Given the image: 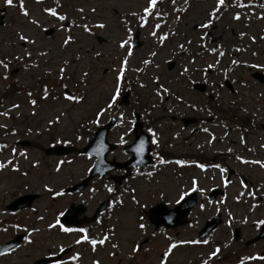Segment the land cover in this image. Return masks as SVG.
Instances as JSON below:
<instances>
[{"label":"rangeland","instance_id":"obj_1","mask_svg":"<svg viewBox=\"0 0 264 264\" xmlns=\"http://www.w3.org/2000/svg\"><path fill=\"white\" fill-rule=\"evenodd\" d=\"M230 1L234 2V5L228 9L222 7L220 12L217 13L220 18L213 22L211 28L201 29L198 25L206 20L207 14L215 6L216 0H189L187 5L184 4V0H176L175 8H178V13L173 10L174 6L171 1H162V3L158 4L159 11L167 13L163 22L150 16L148 23L143 28L139 27L138 17H133L129 14L131 12L141 13L142 9L147 6V0H62V6L58 7L57 10L68 16L69 19L64 22L65 24H68L69 21L74 22V24L87 23L89 26L97 23L106 24L105 29L94 28L93 34L89 35L82 28L77 27H71L69 33L58 30L55 27L56 21L46 16L42 11L44 8L52 7L53 0H41L40 3H37L36 0H23L24 7L30 14L29 18L40 20L44 27H55L56 32L52 36H47L35 26L27 23L28 18L21 14L18 7L19 0H13L14 5H17L13 7H7L4 0H0V59L7 57L11 61L8 79H0V112L8 111L7 116H0V124L5 125V127L0 128V139L8 146L0 150V162L11 159L19 168V171H13L12 165H9L5 169L0 170V220L3 225L8 227L7 232H0V242L6 240L17 231L23 232L26 230L27 237L33 241L28 244L24 240L12 253L1 257L0 264H29L46 254L48 249L53 248L58 241H70L73 239V237L70 239L64 236L56 229L48 228V224L53 223V217L49 216V214H52L57 209H62L68 198L58 197L53 199L51 193L44 190V185L47 184L50 188H60L63 187V185L61 186L62 183L66 186L81 179L85 175L89 161L84 156L77 154L74 157H71L73 155L64 157L68 159L49 157L45 155L43 149L52 144H58L56 143L57 140H67L71 144L81 147L92 137L97 125L90 123V121L95 119V112L100 107H103L108 99L114 83L115 69L125 55V50L118 47L119 41L125 36L122 21H128V27L132 29V38L134 31L140 28L141 40L144 41L141 47L132 48V56L128 58L125 80L121 88L122 94L123 87H126L131 82L138 84L136 92L132 93L134 96H132V99H134L132 107H138V105L146 106L147 104L152 106L161 98V96L158 97L155 94L157 84L153 83V78L158 76L159 83L164 88H167L172 93L174 91L183 93L181 95L184 97L183 103L180 105L181 108L184 109L185 115L195 116L198 111L193 110V108L188 107L184 103L191 101L189 97L193 98V96L192 100L196 99L200 103L203 100H199V95H195L197 91L191 89L193 83L189 84L188 79L185 80L184 78L185 75L181 77L179 73L184 65L187 64L189 76L201 79L202 74L197 70V65L202 66L205 63L204 65L208 66L213 64L215 69H219L217 61H220L219 70L222 73H209L210 81H216V78H218V82L224 81L228 76L227 78L234 83L231 87L240 89L241 94V96L232 94L230 92L231 87L224 85L221 90L220 100L226 101L227 104H224V107L234 108V104L237 103L238 105H235V107H238L237 110H239L241 105L246 106L247 110L242 112V117L246 115L244 112H264V83L252 82L253 78L251 71L247 67L248 65H237L231 67L232 71H228L229 67L226 66V63H229L232 58L230 54H227L229 55L228 57L217 60L219 57L217 55L218 49L213 52L211 50L214 48L211 47L206 54H200L193 58L196 54H191L193 56H190L187 50L180 51L177 47L180 43H184V46L188 45V41H194L193 39L199 38L202 33H209L211 38L218 39L216 41L221 43L220 46L227 48V52L230 48L241 49V51L235 50L238 54L236 61L264 66V39H262L264 37V19L258 18L264 16V8L260 7V5L264 4H255L254 2L257 0H239V2L249 5L246 8L236 6L237 0ZM79 8H83L84 11L82 13L78 12L77 9ZM92 8H95L96 11L92 12ZM3 9L5 12L2 11ZM180 9L187 10L181 11ZM236 13L240 15L239 20L232 18ZM177 16L180 17L179 20L176 19ZM1 20L3 21L2 24ZM156 23H161V28L157 30V36L153 37L149 33L152 31V26ZM18 32L36 38L37 42L35 45L27 46L28 50L32 52L30 60L28 57H23L21 60L13 59L14 56H23L25 50L17 38ZM171 33L175 34L171 35ZM240 33H244V35L241 37ZM98 34L105 37L106 41L103 43L98 42L96 39ZM165 34H168L167 39L160 43L157 37ZM65 35H72L74 43L61 47V41ZM251 37H255V42H253ZM40 51H46L48 55L38 56L37 53ZM96 52H100L101 56L97 57L95 55ZM152 52H155L156 55L152 56ZM77 57H79L78 60L76 59ZM145 59L151 61V63L145 65L143 63ZM193 59L195 63L189 64V61ZM64 60H68L69 64L66 69L65 79L61 80L59 79V68L63 65ZM172 60L175 61V64L169 69L168 62ZM30 62H34L38 67L25 70L24 65ZM259 68L262 69L264 67ZM3 71L0 68V75L3 74ZM84 71H87L89 75L86 82L82 83L81 73ZM223 73H227L226 76ZM41 78L43 79L40 80ZM235 80L240 81L244 85H239L238 81ZM246 80H250L248 84L251 86L247 85ZM40 81H42L41 84ZM65 84L67 88L62 87ZM9 85H12L13 88L9 89ZM140 85H144V87ZM44 87L49 90V98L46 101L41 99L43 95L41 90ZM25 88L32 90L31 97L27 95ZM65 90H68L69 93L86 95V102L80 105H71L62 98ZM17 91L20 92L15 94ZM237 93L238 91L236 90ZM53 96L57 99L53 100ZM164 96L162 95V97ZM32 99L36 101L38 99L35 108L29 103V100ZM174 99V96H170L164 102L170 105ZM13 104H18L19 108H12ZM33 111H35V115L32 114ZM61 111L65 112V115L61 117L60 123L49 126L47 121ZM107 113L100 117L99 123L103 122L107 117ZM209 124L212 125V122ZM122 125H118L111 135L112 140L115 142L121 139L120 133L125 131ZM85 126H89L90 131ZM80 127L84 128V131L79 136ZM29 129H31V132L28 131ZM13 131L15 135L12 134ZM219 132L226 133L227 128H220ZM77 136L81 138L76 139ZM237 138V135L229 132L228 136H226L225 148L234 147L237 151H242ZM23 139L31 140L33 146L21 149V147L16 145V141ZM201 139L202 137L198 141ZM261 141L264 140L250 137L251 143H259ZM13 148L16 149L15 156L12 154ZM21 153L25 155H21ZM117 155L121 159L126 157V154L122 152H118ZM242 155L253 156L252 153H242ZM60 161L65 163L60 164L59 171H56ZM230 164L233 166V163ZM241 169L243 173L247 172L253 175L256 184L259 183V185H256V189L251 185H248V189H243L239 181L238 184L232 185L229 189V197L232 198L235 194H238V200L241 201V203L234 204L237 206V210H231V214L233 217L236 215L235 221L238 224H242V230L245 233V237L247 236L246 239H248L255 231L256 226L253 222L264 218V196L261 195V193H264V172L258 167L252 169L247 164L240 165V171ZM193 180H196L197 186L204 189V191L208 187L219 183L215 175L209 171L203 173L201 170L190 167L185 177L172 179L170 176H164L159 183L152 185V187H155V191L141 194L142 200L154 203L152 201L164 197L161 196V192H163L166 197L165 201L173 202L179 192L183 191L185 187L191 188L190 185ZM176 181L178 185L175 183ZM141 184L140 193H143L146 184L143 182ZM248 190L256 192L255 200L248 195ZM26 192L40 193L41 197L35 201L32 207L11 214L6 209V205ZM241 192H244L243 196L239 195ZM100 195L102 196L103 194ZM201 204L204 205L203 210L198 205L192 213V219L195 223L194 227H192L194 233L202 222L212 217L219 208L217 204L211 207H206V202ZM254 204L257 205L255 208L252 207ZM118 212L119 210L115 214ZM39 217H43V219H39ZM138 218L139 206L130 202V207L121 211L119 218L113 217V220H116L114 223L117 227V236L120 239H124L132 235H143L136 228ZM245 218H247V223L242 222ZM129 220L130 223H127ZM33 228H39L40 231L33 232ZM242 245V254H247L243 258L256 256L259 253L264 256V241H259L252 246H245L246 244L242 242ZM123 246L131 248L132 244L123 243ZM176 251V256H179L185 252V249L180 247ZM192 253L196 259L202 255L203 249L194 248ZM183 261L174 259L171 264H181ZM141 263L142 257L131 264ZM247 264H264V261L251 260Z\"/></svg>","mask_w":264,"mask_h":264},{"label":"snow or ice","instance_id":"obj_2","mask_svg":"<svg viewBox=\"0 0 264 264\" xmlns=\"http://www.w3.org/2000/svg\"><path fill=\"white\" fill-rule=\"evenodd\" d=\"M37 3H40L41 0H36ZM56 7H47L42 9L43 13L48 16L53 18L56 21V25L55 27L60 30L63 31L65 33H69L71 31V27H77V28H82L83 31L85 33H88L89 35L93 34V29H105L106 28V24L104 23H97L94 25L89 26V24L84 23V24H74V22L69 21L68 24H65V21H68V16L66 14H62L61 12H59L57 10V8L60 6L59 5V0H54ZM4 3L7 7H13V6H17L14 5L13 0H4ZM158 3H162V0H147V6L144 7L142 9L141 13H136V12H131L129 15L133 16V17H138V22H139V27L143 28L145 27V25L148 23V19L149 17H153L154 19H158L161 22H163V19L165 16H167V13H161L158 10ZM172 5L174 6L176 4V0H171ZM226 0H216V4L215 6L208 12L207 14V18L204 22L200 23L198 25L199 28L201 29H209L211 28L213 22L215 20H218L220 17L217 15V13L220 12L221 8L225 6ZM184 4L187 5L189 4V0H184ZM236 6L238 7H249V5H246L242 2H239V0H237ZM18 7L20 9L21 14L25 17L28 18L27 19V23L30 25L35 26L37 29H39V31L41 33H47L48 32V28L42 26L40 20L36 19V18H29L30 14L28 12L27 9H25L24 7V3L23 0H19L18 3ZM260 7L264 8V5H260ZM174 11H176L175 7L173 8ZM181 11H186L187 9H180ZM78 12H83V8H79L77 9ZM92 12H95L96 9L92 8L91 9ZM234 20H239L240 19V15L239 13H236L233 17ZM260 19H264V16L258 17ZM81 19H83V17H81ZM177 20L180 19L179 16L176 17ZM123 25H124V29H125V36L123 38H121V40L118 43V47L120 49H124L125 50V55L122 57V59L119 62L118 67L115 69V77H114V83L112 86V89L110 91L109 97L106 100L105 104L103 107H100L96 112H95V119L91 120L90 123L92 124H96L98 125L100 122V117L103 116L106 112L111 111L114 107H118L119 104V100H120V96H121V88H122V84L124 83L125 80V72L127 71V65H128V58L132 56V46H131V40H132V29L130 27H128V21H122ZM161 28V23H156L152 26V31L149 33L151 36L156 37L157 36V30H159ZM175 33H171V35H174ZM241 37L244 35V33H240L239 34ZM168 34L162 35L157 37V39L160 41V43H163L164 40L167 39ZM17 38L20 41L21 45L24 47V52H23V56H14L13 59L15 60H21L23 59V57H28L29 60L31 59L32 56V52L30 50H28L27 46L28 45H35L36 44V38L35 37H30L28 35H25L23 33H17ZM201 40L204 39V36L200 37ZM251 39L253 40V42H255V37H251ZM262 39H264V37H262ZM74 43V38L72 35H65L61 41V47H66L70 44ZM188 43L190 44L191 41H188ZM203 47V45H201ZM177 47L182 50V51H186L184 44H178ZM211 51L215 52V49H212ZM236 51H241V49L237 48ZM38 56H47L48 53L46 51H40L37 53ZM95 55L97 57L101 56L100 52H96ZM152 56H155L156 53L152 52L151 53ZM220 55H223V53H220ZM253 55H255V53H253ZM77 60L79 59V57L76 58ZM143 63L145 65H148L149 63H151V61L145 59L143 61ZM195 60H190L189 64H194ZM218 63V61H217ZM233 64H238L239 62L236 60L232 61ZM11 64V61L7 59V57L0 59V68H2L3 74L0 75V79L3 80H7L8 79V71H9V65ZM69 64L68 60H64L63 61V65L59 68V79L63 80L65 79V73H66V69L67 66ZM171 66V65H170ZM38 67L37 64H35L34 62H30L24 65L25 70H27L28 68H35ZM157 67H159L157 65ZM208 68H213L214 65L213 64H209L207 66ZM250 67L252 68H257V67H264V66H260V65H256V64H252L250 65ZM137 71H139V69H137ZM205 74H206V70ZM189 72V68L188 67H184L182 69V71L179 73V76L183 77L186 73ZM50 74V73H49ZM89 73L87 71H84L81 73L82 76V83L86 82V79L88 77ZM188 80L190 83H194V81L191 80V77H188ZM153 83L157 84V90H156V95L158 97L161 96V93L164 94H169V90L167 88H164L162 85L159 84V77H154L153 78ZM141 87H144V85H140ZM62 87L67 88V85H62ZM42 100H47L49 98V90L47 89V87H44L42 90ZM27 95L29 97L32 96L31 92H28ZM63 100L68 101L71 105H80L84 102H86L87 100V96L86 95H80L78 93H69V92H64L62 95ZM53 100L57 99L55 96L52 97ZM177 100H181L182 98L177 96L176 97ZM29 103L33 106V108L36 107L37 105V101L32 99L29 100ZM155 107V105H154ZM189 107H193L195 108V105H189ZM12 108H19L18 104H13ZM10 111V110H9ZM169 111H172L171 108H169ZM33 115H35V111H33L32 113ZM8 115V111L5 112H0V116H7ZM65 115V112L61 111L58 115L50 118L47 121V124L49 126L53 125V124H59L61 117H63ZM123 113H121V122L123 123ZM132 121H129V129L128 131L130 132L131 129V125H132ZM5 127V125L0 124V128ZM204 132H208L207 128L202 129ZM29 132H31V129L28 130ZM149 133H151V135L153 137H155V133L152 131V129H148ZM13 135H15V132L13 131L12 133ZM81 137L77 136L76 139H80ZM215 137H212V140H214ZM121 142H123V137H121ZM56 143H69V141L67 140H57ZM153 144H157L158 145V140L157 139H153L152 140ZM209 143H211V140H209ZM240 143H245L244 138L241 137L240 138ZM8 147L6 144H0V150L4 149ZM261 148H264V144L260 145ZM137 153H140L144 150V141L141 140L139 146L134 149ZM229 151H231V149H229ZM249 151H251V149H249ZM12 154L13 156L16 155V149L13 148L12 149ZM21 155H25L24 153H21ZM90 158V157H89ZM237 160H239L242 164H247V165H258L260 168L264 169V161L261 160H246L243 159L240 156L236 157ZM65 163L64 161H60L57 165L56 171H59V166L60 164ZM70 163V162H69ZM159 163L164 164L167 163V161L163 160L162 158L159 159ZM176 164H183V161L177 160L175 161ZM9 165H12V170L13 171H19V168L16 164L13 163V161L11 159L5 161V162H0V170L5 169L6 167H8ZM35 167V165H33ZM198 167H200L201 169L204 168V165H197ZM94 167V166H93ZM155 167V165L153 166ZM214 167L219 168L221 173L226 172V169L220 168V165H215ZM89 171H91V169H88ZM148 175L150 176L151 173H148ZM229 183V181L225 178L224 180V184L225 187H227V184ZM197 185V181L193 180L192 181V188L191 191H199L201 193L204 192V189L202 188H198L196 187ZM240 185L241 188L243 189H248V185L245 183V181L242 179L240 180ZM107 191L109 193L113 192L114 189L112 187H108L106 186ZM44 190L46 192L52 193L54 196H62L64 195V193L62 191H58V192H54L52 188L48 187L47 184L44 185ZM92 191H95V189H93ZM133 192L135 190H132ZM259 191V190H257ZM189 195L188 191H183L179 193V199L176 201L177 203H180V201L184 200V198L186 196ZM240 196L244 195V192H241L239 194ZM248 195L251 196L254 200L256 199V192L252 191V190H248ZM262 196H264V193H261ZM131 199L133 200V202L137 205H139L141 208H145L147 207L146 204L141 203V201L137 200L135 195H133L131 197ZM114 203L116 204H123V200L117 198ZM209 204L212 203L211 200L208 201ZM221 203H223V201H221ZM257 205H252L253 208H255ZM201 210H203L204 205L201 204L200 205ZM59 216H64V212H60ZM39 219H43V217H39ZM232 217L231 214H229V224L231 221ZM144 217L141 215L138 218L137 224H136V228L140 231V232H144L146 225L143 222ZM243 223H247V218H245L243 221ZM97 223H100V221H97ZM254 225L257 228H260L261 226H264V219H260L257 221L253 222ZM15 227V226H14ZM58 227L60 231L65 232V233H69V232H73V231H79L81 233H84V235L81 236L80 239H77L75 241L76 244H80L83 241H87L91 246H92V251L95 252L96 250V246L97 245H101L103 246L106 242H109V235H104L99 239H90L88 237V235L86 234L85 229L81 228V229H72V228H68L65 227L61 222L60 219H56L54 223H49L48 224V228L52 229V228H56ZM6 231V229H5ZM27 231V230H26ZM33 232H39L40 229L39 228H33L32 229ZM109 232L114 236L115 235V228H111L109 229ZM153 235H156V233H153ZM26 243L31 244L33 241L31 239H29L27 236L25 237ZM208 244L209 241L207 239L201 241V240H190V241H179V244ZM178 246L177 243H170L167 247V249L161 254V260H160V264H167V260L168 257L172 254L173 249H175ZM120 247L119 244L117 243H111V248L112 249H116L118 250ZM141 246L137 243H133L132 247L130 248V259H135L136 254H138L139 252H141ZM143 251H148L147 249H144ZM65 252V248L63 246H60L58 249H55L51 252H49V258H53V257H57V259L55 260V264H65V262L62 259H59L57 256V253H64ZM220 253V248L217 246L215 247L208 255V260H211L214 257H217L218 254ZM6 253H0V255H5ZM110 256H115L117 255L116 251H112L109 253ZM70 260H78L79 259V254L77 253L76 255L72 256L69 258ZM244 259H248V260H260V261H264V256L261 255H256V256H249L246 258H242L241 260V264H243V260ZM208 260H204L202 262V264H208ZM92 264H99L98 260H94L92 262Z\"/></svg>","mask_w":264,"mask_h":264},{"label":"flooded vegetation","instance_id":"obj_3","mask_svg":"<svg viewBox=\"0 0 264 264\" xmlns=\"http://www.w3.org/2000/svg\"><path fill=\"white\" fill-rule=\"evenodd\" d=\"M177 116L178 114L175 113ZM180 116L175 119L176 122L180 123ZM197 123H199L201 116L198 115L197 117ZM196 130L194 128H190V137H193L195 134ZM153 137V136H152ZM106 181L109 183V181L106 179ZM95 183V179L92 181ZM95 189V191H92ZM107 188H87L81 192L69 194V195H62V198H68V201L65 203L62 209H59V211L64 212L69 205L72 202H82L86 205L87 207V214L90 215L93 211V208L102 200L99 195L103 192V190H106ZM92 192V194L90 193ZM130 196V194H127ZM106 198L110 199V202L114 201V194L112 192L110 193L109 196ZM105 198V199H106ZM131 198V197H130ZM95 209V208H94ZM105 216V219L102 220V217ZM113 213L111 211H106L102 212L98 216V219L100 223H104V225L107 226H113L114 221L112 220ZM153 233H156V235H153ZM193 232H192V226L191 225H186L184 227H179V228H166V227H161V228H154L150 229V234H148L141 242H136L134 240L136 237H131L121 239L118 244L122 243H130L133 245V243H137L141 246V252L136 254L135 259H130V248L128 247H121L120 249L122 250L123 253L126 254L125 257L119 256L120 251L117 252V257L110 256L109 255V248L111 243H117L114 240L113 236H109V242H106L103 246L97 245L95 252L92 251V246L87 242L83 241L80 244H72L73 245V250L72 253L76 255L77 253L79 254V259L78 260H70L66 259L64 257V262L65 264H92L94 260H98L99 264H131L132 262L137 261L142 257V263L141 264H160L161 260V254L167 249L168 245L170 243H179V241H188L189 239L192 240ZM90 239H99L101 237L97 236H89ZM118 240V239H117ZM184 248L185 249V254H180L179 256H176L177 254V248ZM175 249H173L172 254L168 257L167 264H171V262L174 261V259L178 261H183L181 264H188L189 254L191 253L190 246L188 244H179ZM144 249H147L148 251H143ZM147 255V257H146ZM176 256V257H175Z\"/></svg>","mask_w":264,"mask_h":264},{"label":"water","instance_id":"obj_4","mask_svg":"<svg viewBox=\"0 0 264 264\" xmlns=\"http://www.w3.org/2000/svg\"><path fill=\"white\" fill-rule=\"evenodd\" d=\"M138 44H139V43H137V45H138ZM59 149H60V148H59ZM61 149L64 150L62 147H61ZM34 198H35L34 195H25V196L21 197V198L19 199V201L14 202V203L11 205V208H12V207H13V208H17V207H19V206H22V205H24V204H27L26 202H24V201H27V200H30V201H28V203H30L31 200L34 199ZM11 244H12V243H8V244L3 245V246L1 247V250H5V249H7L9 246H11Z\"/></svg>","mask_w":264,"mask_h":264}]
</instances>
